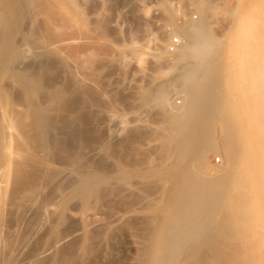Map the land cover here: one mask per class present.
Wrapping results in <instances>:
<instances>
[{
    "label": "rangeland",
    "instance_id": "374dc122",
    "mask_svg": "<svg viewBox=\"0 0 264 264\" xmlns=\"http://www.w3.org/2000/svg\"><path fill=\"white\" fill-rule=\"evenodd\" d=\"M206 4L201 76L227 66L220 91L247 117L264 103V0H0V264H148L187 162L162 149L193 65L181 31ZM203 161L213 175L224 158Z\"/></svg>",
    "mask_w": 264,
    "mask_h": 264
},
{
    "label": "bare ground",
    "instance_id": "6f19581e",
    "mask_svg": "<svg viewBox=\"0 0 264 264\" xmlns=\"http://www.w3.org/2000/svg\"><path fill=\"white\" fill-rule=\"evenodd\" d=\"M210 6L181 31L176 58H191L193 65L180 75L183 104H174L161 147L164 152L180 149L175 155L187 162L183 171L170 175L178 181L176 196L146 252L148 264H264V103H246L251 115L244 117L241 105L226 101L220 91L231 75L227 66L216 65L206 79L201 76L210 70L207 57L214 44ZM157 99L164 101V92ZM211 149L224 158L221 166L211 167L213 175L202 168Z\"/></svg>",
    "mask_w": 264,
    "mask_h": 264
},
{
    "label": "built area",
    "instance_id": "2783aa9c",
    "mask_svg": "<svg viewBox=\"0 0 264 264\" xmlns=\"http://www.w3.org/2000/svg\"><path fill=\"white\" fill-rule=\"evenodd\" d=\"M178 43H179V38L174 37V38L172 39V41L170 42V48L174 47V45H176V44H178ZM215 160H216V161H219V158L217 157Z\"/></svg>",
    "mask_w": 264,
    "mask_h": 264
}]
</instances>
